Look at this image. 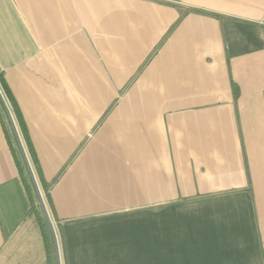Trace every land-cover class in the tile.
<instances>
[{
    "label": "crops",
    "instance_id": "0c3cea01",
    "mask_svg": "<svg viewBox=\"0 0 264 264\" xmlns=\"http://www.w3.org/2000/svg\"><path fill=\"white\" fill-rule=\"evenodd\" d=\"M0 73L60 264H264V0H0ZM1 112L0 264H47Z\"/></svg>",
    "mask_w": 264,
    "mask_h": 264
},
{
    "label": "trees",
    "instance_id": "16d2710c",
    "mask_svg": "<svg viewBox=\"0 0 264 264\" xmlns=\"http://www.w3.org/2000/svg\"><path fill=\"white\" fill-rule=\"evenodd\" d=\"M0 87L2 89V92L4 93V96L7 98L8 104H10L9 106H11L12 108L15 120L18 124L19 130L24 140V143H25V146L28 152V156L30 158V161L33 164L34 171L36 173L38 182L43 192V197L45 200L44 199L42 200L48 210V214L50 217V220L48 221L42 212L39 196L37 195L38 192L35 188L32 175L30 174L27 168L24 152L22 150L19 140L17 139L15 133L12 132V129H11L10 133L12 136L10 137V135L7 134L8 142L10 144L12 155L14 157L16 166L21 174L26 191L28 192L29 197L31 199V209L36 216V219L38 221V224L41 230V234L44 240V245H45V250H46L47 264H57L52 229H54L56 237L58 234L57 238L59 239L62 249H64V242H63V234L61 230L60 219L55 215L54 210H53L52 201H51V195H50L51 183L47 182L41 174V170H40L34 149L30 142V138L28 135L27 127L25 125L23 116L1 73H0ZM235 95H236V92H235ZM0 107H1V110H3L6 115L7 114L5 110L6 108L4 105V101L1 98V95H0ZM13 144H15V146ZM62 253H63V260H64L63 264H67L65 252L63 251Z\"/></svg>",
    "mask_w": 264,
    "mask_h": 264
},
{
    "label": "built area",
    "instance_id": "2783aa9c",
    "mask_svg": "<svg viewBox=\"0 0 264 264\" xmlns=\"http://www.w3.org/2000/svg\"><path fill=\"white\" fill-rule=\"evenodd\" d=\"M0 95H1V94H0ZM10 120H11V122L13 121V119H11V117H10ZM23 152H24V155H25V160H26L27 168H28L30 174L32 175L33 182H34V184H35V188H36V190H37V192H38L37 195L39 196V200H40V199H44V197H43V193H42V191H41V189H40V186H39V183H38V179H37V177H36V174H35V172H34V169H33V167H32V164H31V162H30V159H29V157H28L26 151L24 150V148H23Z\"/></svg>",
    "mask_w": 264,
    "mask_h": 264
},
{
    "label": "water",
    "instance_id": "95a60500",
    "mask_svg": "<svg viewBox=\"0 0 264 264\" xmlns=\"http://www.w3.org/2000/svg\"><path fill=\"white\" fill-rule=\"evenodd\" d=\"M40 204H41V209H42V212H43L45 218L49 221L50 217H49V214H48V210H47V208H46V206H45V204H44L42 199H40ZM52 233H53V241H54V248H55L57 264H60V258H59V255H58V242H57V237H56L54 229H52Z\"/></svg>",
    "mask_w": 264,
    "mask_h": 264
},
{
    "label": "rangeland",
    "instance_id": "374dc122",
    "mask_svg": "<svg viewBox=\"0 0 264 264\" xmlns=\"http://www.w3.org/2000/svg\"><path fill=\"white\" fill-rule=\"evenodd\" d=\"M1 88V87H0ZM0 90H2V89H0ZM2 94V93H1ZM4 100V104H5V102H7L8 103V101H6L7 100V98L6 97H2ZM6 99V100H5ZM9 105L10 104H8V107H9ZM9 110L11 111V113H12V115H13V117H14V114H13V111H12V108H11V106L9 107ZM0 112H1V107H0ZM1 114H2V117L4 118V123H5V125H6V128H7V130L9 131L8 133H9V135H10V137L12 136L11 135V133H10V130H11V122H10V119H9V115H8V113L5 115V113L4 112H1ZM8 116V117H7ZM15 118V117H14ZM21 139V138H20ZM14 146H15V144H13ZM37 177V176H36ZM45 200V199H44ZM58 249H59V244H58Z\"/></svg>",
    "mask_w": 264,
    "mask_h": 264
}]
</instances>
